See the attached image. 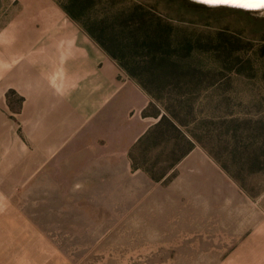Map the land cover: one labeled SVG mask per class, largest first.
Returning a JSON list of instances; mask_svg holds the SVG:
<instances>
[{
	"label": "rangeland",
	"instance_id": "rangeland-1",
	"mask_svg": "<svg viewBox=\"0 0 264 264\" xmlns=\"http://www.w3.org/2000/svg\"><path fill=\"white\" fill-rule=\"evenodd\" d=\"M184 2L91 9L160 29L170 65L123 48L169 124L132 150L141 173L104 189L24 183L13 149L0 156V264H264V14ZM16 4L0 0V28Z\"/></svg>",
	"mask_w": 264,
	"mask_h": 264
},
{
	"label": "crops",
	"instance_id": "crops-1",
	"mask_svg": "<svg viewBox=\"0 0 264 264\" xmlns=\"http://www.w3.org/2000/svg\"><path fill=\"white\" fill-rule=\"evenodd\" d=\"M16 1L0 28V156L13 149L21 182L69 189L141 173L130 154L161 118L150 95L60 5Z\"/></svg>",
	"mask_w": 264,
	"mask_h": 264
},
{
	"label": "trees",
	"instance_id": "trees-1",
	"mask_svg": "<svg viewBox=\"0 0 264 264\" xmlns=\"http://www.w3.org/2000/svg\"><path fill=\"white\" fill-rule=\"evenodd\" d=\"M179 2L185 3L184 0H179ZM108 3H114V0H65L60 6L71 19L82 25L87 34L93 38L122 70L133 78L148 95L156 99L153 91L148 86L150 81H145L137 72V63H135L132 58L125 56L123 42H127L128 46L146 51L145 56L148 60H145V64L147 66H153L155 64L164 67L168 64L170 65L172 62L167 58L163 34L158 28L156 30L154 29V31L148 35L143 29L144 20L136 10L130 11L128 18H123L124 13L122 11H114L109 14L104 12L101 14V19L94 22L92 19L94 12H92L91 9L97 5H106ZM109 17L113 23L112 26L117 29L116 34H112L105 27V23L108 22L107 20ZM165 122L169 124V121L162 116L154 129L157 131ZM190 149L191 145L182 157L187 154Z\"/></svg>",
	"mask_w": 264,
	"mask_h": 264
},
{
	"label": "water",
	"instance_id": "water-1",
	"mask_svg": "<svg viewBox=\"0 0 264 264\" xmlns=\"http://www.w3.org/2000/svg\"><path fill=\"white\" fill-rule=\"evenodd\" d=\"M192 4L202 6L205 8H225V9H231V10H237L241 12H247V13H257V14H264V8H255V9H246V8H240V7H234L232 5L228 4H221V3H207L205 0H186Z\"/></svg>",
	"mask_w": 264,
	"mask_h": 264
},
{
	"label": "snow or ice",
	"instance_id": "snow-or-ice-1",
	"mask_svg": "<svg viewBox=\"0 0 264 264\" xmlns=\"http://www.w3.org/2000/svg\"><path fill=\"white\" fill-rule=\"evenodd\" d=\"M205 2L228 4L246 9L264 8V0H205Z\"/></svg>",
	"mask_w": 264,
	"mask_h": 264
}]
</instances>
